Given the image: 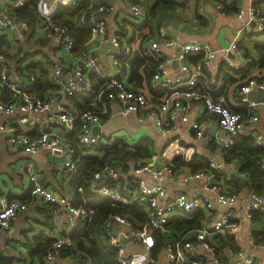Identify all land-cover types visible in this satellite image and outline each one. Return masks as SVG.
Here are the masks:
<instances>
[{
	"label": "built area",
	"instance_id": "2783aa9c",
	"mask_svg": "<svg viewBox=\"0 0 264 264\" xmlns=\"http://www.w3.org/2000/svg\"><path fill=\"white\" fill-rule=\"evenodd\" d=\"M79 0H57L60 6H75ZM142 0H136L130 5V14L133 24H139L144 19V12L141 7ZM258 0H246V5L238 4L235 17L240 21L239 33H258L264 30V16L256 12L255 2ZM26 0H2L0 4V36L16 33L22 36V24L13 15V10L24 6ZM112 7L105 5L100 0H88V6L81 15V23L89 29L90 37L78 54H73V40L66 27L52 24L51 17L43 14L42 31L47 39L57 38L60 46L68 52L73 59V70L62 74L61 67L54 64L50 73L51 82L54 86L61 88V94L65 97L76 95L93 94L97 103L96 108H87L75 113L73 109L61 100H53L51 97L45 99L37 95L26 92L27 84L15 80L12 69L9 65L0 62V116L8 118L15 115V122L20 126L39 127L42 124L56 123L71 127L77 122L74 143L84 148L97 146L109 147L114 140L111 137L95 135L92 132L94 126L99 125L101 119L112 116L108 105L117 103L120 105L122 115L136 114L138 112H149L154 116L155 124L161 132L167 134L173 129L165 119L168 112L176 111L181 114V121L187 122V112L190 104L201 102L204 106L205 115L214 116L220 130L225 132L228 139L223 146L229 147L234 143L246 126L258 120L255 110L259 105L264 107V100L255 102L248 97L249 92L255 88L264 90V82L256 83L255 80H248L239 90V101L246 106L244 112H236L225 106V97L219 94L211 97L205 89L199 88V81L218 58H225L228 53L240 54V47L234 39L224 49H213L206 44L183 43L177 44L169 39L165 27L159 25L151 33L147 34L149 50H142L144 54H149L160 59L154 71L149 88L139 89L128 83L130 75L128 60L133 57L132 48L127 43V39L111 35L108 37L112 49L110 52V64L115 69L113 74H109L102 69L99 61L93 54V50L87 45L96 39L107 37V22L105 14L110 12ZM158 40H162L165 46L176 47L177 55L174 60L178 63V73L170 74L167 64L171 60H163L162 51L158 46ZM200 55V59L188 63L186 58L189 55ZM4 57L0 52V60ZM31 60H28L30 62ZM250 60L245 58L235 66V69L244 68ZM93 74L95 80L87 78L85 73ZM33 81V80H30ZM6 88L10 92L7 101H3L2 89ZM51 99V100H50ZM172 116H170V119ZM196 137H201L202 133L198 124L191 126ZM4 136L6 141L21 148L26 154L34 155L40 151H51L61 155L63 167L69 176L76 174L77 166L74 159L75 150L73 143L66 141L62 136L48 129L40 128L37 135L30 136L24 132H17L16 128L8 123L0 121V138ZM209 138L208 141H211ZM260 145L261 137L256 140ZM176 152L185 161H190L193 154L191 148L182 147L177 143H171ZM234 161V160H232ZM209 170L191 173L181 177L182 183L189 180H203L204 190L200 202L211 209L216 203L223 207H232L238 200L235 193H223L216 185L209 181L210 170L215 168L212 160L208 162ZM260 168L264 170V156L259 162ZM29 184V196L31 200H42L53 205L50 216H64L65 222L75 226L78 221L89 224L97 206L91 204L84 195L82 188L77 191L82 195L79 203L73 198L57 196L48 190L36 176L33 163L27 161L22 167ZM147 174L154 181L149 184L142 175ZM131 188L124 189L116 181L114 184H107L103 180L111 177L117 180L119 175L116 168L104 165L100 171L93 173L89 182V190L94 195L107 199L113 206L136 205L141 207L145 220L139 226H133L131 221L119 214H109L102 222L103 228L108 235V245L114 248L115 261L118 264H154L155 259L151 257L150 250L155 244L153 233L164 232L165 226L174 214H187L198 207L199 201L187 197L183 191H177L172 196H167L164 181L175 176L173 165H154L146 161L136 163L131 168ZM213 196V199L211 198ZM28 201L14 199L11 201L1 200L0 202V233H7L15 219L16 213L26 210ZM264 211V193L255 191L249 192V198L244 206V218L250 220L254 211ZM119 225L123 230L114 232L112 225ZM239 222L231 221L230 214L225 213L215 221H203L196 230L197 246L211 253L212 264H223L217 257L207 237L211 234H234L239 229ZM119 233H123L129 238L126 242L119 240ZM264 248V237L260 241ZM129 245L137 247L136 250L129 251ZM63 246H72L68 237L56 239L46 250L44 258L53 262L59 255ZM166 261L164 264H204L202 260L195 258L192 254L193 245L191 241L182 237L175 238L164 245ZM234 264H258L251 256L243 251L234 252Z\"/></svg>",
	"mask_w": 264,
	"mask_h": 264
},
{
	"label": "crops",
	"instance_id": "0c3cea01",
	"mask_svg": "<svg viewBox=\"0 0 264 264\" xmlns=\"http://www.w3.org/2000/svg\"><path fill=\"white\" fill-rule=\"evenodd\" d=\"M34 1L36 2V12L41 19V25H37L35 29V37H41L47 41V46L43 49V53L52 61L50 72H52L54 64L61 67L62 74L71 72L74 66L73 59L69 56L68 52L60 46L57 38L47 39L42 31L43 14H47L51 17L56 7L59 6L57 0ZM135 1L136 0H100L101 3L112 7V10L105 14L107 37L105 39L94 40L87 45V48L93 50V54L99 61L101 68L106 70L109 74L115 72V69L110 64L109 56L112 46L108 40L109 36L117 35L120 38L123 37L127 39L128 44L131 42L130 47L132 48L133 54L138 50H149L147 37L140 38V36H136L135 38L134 35H132L130 24L133 23V20L129 8ZM174 1L183 4V6L178 10L167 12L165 19L161 21L160 25L165 27L167 37L174 40L177 44L197 43L206 44L213 49H224L234 39L237 40L240 47V54L232 52L228 53V56L225 58L218 57L213 62L212 66L204 72L199 81L198 86L201 90L209 87L208 90H205L209 92L211 97H217L221 93V90L225 91L227 87V85L224 87V72H228V75L236 80L238 76L234 71L236 70L235 66L245 58H248L250 61L256 59L257 54L254 46L264 43V30L258 33H239L240 21L235 17V11L238 4L243 6L246 5V0H235L234 9H229L228 11L223 8L222 3L226 8H229L233 0ZM1 2L2 0H0V4ZM254 8L256 12L264 16V0L256 1ZM19 22L22 24V36H18L16 33L6 35V39L13 47L19 44L22 45L29 31L27 25L23 21ZM155 28L156 26L152 28V31ZM123 29L126 30L124 35L120 33ZM157 43L162 51V57H160L162 61L171 60L170 63L167 64L170 74L178 73V63L174 60L177 55L176 47L165 46L162 40H158ZM35 50L41 51V49L37 47H35ZM198 57L201 56L193 54L189 55L186 60L188 63H192L195 62ZM32 60L42 61L43 56L34 55ZM221 62H224L225 66L231 67L232 70L229 71L226 69L223 71L219 69ZM9 66L12 69L15 80L18 82L22 81L28 85L34 81L33 77L27 78L23 75L21 76L19 72L17 73L14 70L12 65ZM84 75L91 80L93 79V81H97L93 74L87 72ZM128 83L134 85L129 82V78ZM238 83L239 82H236L228 87L225 97V106L232 111L244 112L247 108L239 101L238 90H236L234 97V87ZM61 93V88L58 87V92H55V94L51 96V99L61 100L67 106L71 107L75 113L83 110H77L72 104L70 97L62 96ZM248 97L255 102L263 101L264 90L253 88L249 92ZM256 98L258 99L256 100ZM80 104L84 105L83 102ZM86 105L93 106L94 108L97 107L96 104L91 102ZM108 107L109 111L112 112V116L101 119L99 125H96L98 128L97 133L93 134L111 137L113 140H122L130 145H134L142 139H147L151 142V156L147 159L140 160L126 158L124 161L126 168L116 169L119 177L110 184H114L117 181L121 185H124V189H130L132 185L131 168L136 163L146 161L158 166L170 165L175 157L181 159L171 143L175 142L182 147L191 148L193 151L191 158L195 156L203 158L208 162L212 160L214 163L215 168L210 170V183L216 185L223 193L237 194L238 200L232 207H223L214 203L211 209H207L200 202V198L204 194L202 188V184L204 183L203 180H189L187 183H182L180 181L181 177L194 173L191 172L187 166L173 167L175 176L172 179L164 181L167 196L170 197L177 191H183L189 199L198 200V207L187 214H201L202 217L199 221L201 225L203 221L215 222L225 213L230 214L231 221L239 222L240 227L234 234H211L207 237L212 249L223 264H234V252L237 250L243 251L246 255L251 256L258 264H264V248L260 243L264 234L260 233L261 227L253 219L255 212L252 214L250 220L244 218L243 209L248 201L250 192L247 190L248 178L245 173L241 172L242 165L238 160L227 161L223 158V152L227 147L220 145V143H224L225 140L228 139V136L225 132L220 130L214 116L205 115L203 104L201 102L190 104L187 112V122L181 121L182 116L180 113L172 110L168 112L165 119L168 120V123L173 129L167 134L161 132L159 127L155 124L154 116L149 112L122 115L120 113L119 104L110 103ZM255 112L258 120L246 126L235 140L241 136L248 135L253 138L254 146L264 148V107L259 105ZM170 116H172L171 119ZM15 118L16 116L14 114L8 118H2V116H0V121L14 126L17 132H24L30 136L37 135L39 129L42 128L59 134L66 141L71 143L74 142L77 122L71 127L56 123L42 124L39 127H28L17 125ZM193 123L198 124L202 133L201 137H196V132L191 127ZM258 137L262 139L260 145L256 142ZM209 138H212V140L208 141ZM82 153L84 155H95L97 154V149L96 147L86 148ZM27 161L33 163L38 180L48 190L57 196L61 195L73 198L76 203H79L69 188L70 180L75 174L69 176L66 173L63 167V159L60 154L51 151H40L34 155H28L21 148L10 145L6 141V138L2 136L0 138V202L1 200L11 201L14 199L28 201L26 210L16 213L10 230L5 234L0 233V254L8 257L11 264H38L36 261L32 262L33 258L31 252L34 247L32 245H27V238L35 237L37 234L43 232L48 238L56 241V239L68 237L73 228V226L65 222L64 216H50V211L44 209L46 202L38 199L31 200L32 198L29 196L28 192L29 184L25 173L22 172V167ZM231 173L242 178L246 182V185L243 187L233 182L230 179ZM142 177L147 180V183H154L149 175L144 174ZM86 197L88 201H90V197ZM95 197L98 198L100 196L95 195ZM211 198L213 199V196H211ZM49 205L53 207V205ZM256 213L264 216V211L262 210ZM45 214L51 218L53 226L45 227L47 221ZM182 215L183 214L172 215L168 223H170L172 219ZM55 218L59 219L57 224L54 223ZM197 228L198 227L183 233H177V235L184 240L191 241L193 245L192 254L195 258L202 260L204 264H212L211 253L197 246L195 243ZM112 230L117 232L123 229L119 225L113 224ZM53 264H56V260L53 261Z\"/></svg>",
	"mask_w": 264,
	"mask_h": 264
},
{
	"label": "trees",
	"instance_id": "16d2710c",
	"mask_svg": "<svg viewBox=\"0 0 264 264\" xmlns=\"http://www.w3.org/2000/svg\"><path fill=\"white\" fill-rule=\"evenodd\" d=\"M141 7L144 12V19L139 24H130L132 35L145 37L152 32L154 26H159L161 21L165 19L166 13L178 10L183 4L174 0H142ZM235 0L229 5V8L222 3L223 8L228 11L234 9ZM88 6V0H79L75 6H57L51 16L52 24H57L67 28L73 40V54L82 51L85 43L90 37L89 29L81 23V15ZM13 15L18 21H23L29 31L23 44L13 47L8 42L6 36H0V52L14 70L22 76L30 78L34 81L29 83L26 92L37 95L41 99L48 96L51 97L58 92V87L54 86L50 78V69L52 61L43 53V49L47 46V41L41 37H35V29L37 25H41V19L36 12V2L34 0L27 1L23 7L13 10ZM130 23V22H129ZM125 29L120 32L125 34ZM131 44V42H129ZM37 47L40 50H35ZM257 54L256 59L251 60L244 68L234 70L238 79H234L224 72L223 82L226 90L222 91L224 97L227 95L228 87L239 82L234 87V97L236 90H239L248 80H255L256 83L264 82V43L254 46ZM34 55L43 56L42 61L32 60ZM200 57L196 58L199 59ZM28 60H31L28 62ZM158 60L152 55L144 54L142 50L135 52L131 60H128L130 67L129 82L133 83L139 89L149 88L150 81L154 71L156 70ZM221 70H232L231 67L225 66L224 62L220 63ZM220 72V71H219ZM205 89H209L206 87ZM3 101H7L10 97L8 89L3 88ZM72 104L77 110L94 108L86 105L91 102L96 104L93 94L76 95L70 97ZM83 102L84 105L80 103ZM75 150V162L77 171L75 176L70 180L69 188L73 192L75 199L80 202L81 195L77 191L82 188L84 195L90 197L91 204L97 206V210L92 221L86 224L78 221L73 226L68 238L72 242V246H63L56 258V264H118L115 261V251L108 245V235L102 226V222L109 214H119L120 216L131 221L133 226H139L144 220V212L141 207L136 205L130 206H113L110 202L101 197H95L89 191V182L93 173L100 171L104 165H109L116 169H125V159L132 158L134 160L147 159L151 156V142L142 139L134 145H130L122 140L115 139L111 146H97V154L84 155L82 152L86 149L73 142ZM264 156V148L256 147L253 144L251 136H241L234 143L227 147L223 152V158L227 161L238 160L241 163V172L245 173L248 178L247 190L257 193H264V170L260 168L259 162ZM173 167L187 166L191 172L199 170H209L207 160L193 156L190 161L185 162L182 158L175 157L172 161ZM23 199V198H22ZM47 208V209H46ZM44 209L50 211L49 203L44 205ZM255 212V213H254ZM253 219L260 225L261 234H264V216L254 211ZM252 213V214H253ZM47 221L45 227L53 226L51 218L45 214ZM201 214H183L176 217L165 226L164 232L156 231L153 233L155 244L150 250L151 257L157 258L158 252L164 248L165 243L178 238L177 233H183L199 227ZM264 237V236H263ZM261 238V240L263 239ZM27 245L33 246L31 252L32 262L38 264H53L47 261L44 256L46 250L54 243V239L48 238L43 232L35 237L27 238ZM228 241V240H227ZM0 264H11L10 259L0 254Z\"/></svg>",
	"mask_w": 264,
	"mask_h": 264
},
{
	"label": "water",
	"instance_id": "95a60500",
	"mask_svg": "<svg viewBox=\"0 0 264 264\" xmlns=\"http://www.w3.org/2000/svg\"><path fill=\"white\" fill-rule=\"evenodd\" d=\"M0 62H1V63H4V64H8V63H9L6 59L0 60ZM253 88H255V87H253ZM257 99H258V98H256V100H257ZM97 131H98V128H97L96 126L93 127L92 132H93V133H97ZM220 145H223V142H221ZM230 179H231L233 182L239 184L240 186H243V187H244V186L246 185V182H245L242 178H239V177H238L237 175H235L234 173H231V174H230ZM104 181H105V183L110 184V183L113 182V179H112L111 177H107ZM58 221H59L58 218H55V219H54V223H55V224H57ZM128 239H129V238L125 237L123 233H119V240H120L121 242H126Z\"/></svg>",
	"mask_w": 264,
	"mask_h": 264
},
{
	"label": "rangeland",
	"instance_id": "374dc122",
	"mask_svg": "<svg viewBox=\"0 0 264 264\" xmlns=\"http://www.w3.org/2000/svg\"><path fill=\"white\" fill-rule=\"evenodd\" d=\"M134 141V140H133ZM137 247L134 246V245H130L128 247V250L129 251H133V250H136ZM165 260H166V257H165V249L162 248L158 254H157V258L155 259V264H164L165 263Z\"/></svg>",
	"mask_w": 264,
	"mask_h": 264
}]
</instances>
